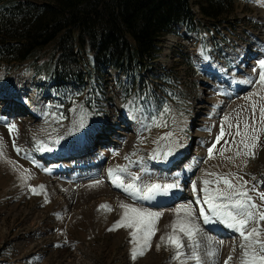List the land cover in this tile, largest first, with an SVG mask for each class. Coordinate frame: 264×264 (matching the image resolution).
Wrapping results in <instances>:
<instances>
[{
  "label": "rangeland",
  "instance_id": "374dc122",
  "mask_svg": "<svg viewBox=\"0 0 264 264\" xmlns=\"http://www.w3.org/2000/svg\"><path fill=\"white\" fill-rule=\"evenodd\" d=\"M194 1L197 9L202 11L205 1ZM248 15H256L258 20L261 19L259 17L264 18V0L237 3L229 16L232 21H237L242 18L246 20ZM204 18L206 20L200 24V30L195 34L175 29L167 35L161 42L162 52L154 62V66L140 73L137 80H134L133 76L112 72V70L106 71V74L93 71L91 80L87 81L85 86H64L49 81L47 71H43L41 76L46 81L39 83L40 79L32 74L28 64H0V82H6L5 87L12 88L13 96L17 99L6 105H0V112L4 110L2 112L4 117L11 120L8 123H15L18 127V131L10 132L7 123L0 121V144H2L0 264H181V261L183 264H195V261L191 259V249L188 247L184 248L186 255L181 257V261L173 259V249L170 247L161 245L160 249L156 250L160 236L171 231L170 226L176 219L175 209L181 204L189 203L190 200H183L184 197H182L183 201L166 209H151L163 213L156 225L157 231L152 238V247L144 257L132 261L131 230L120 228L109 231L108 229L120 219L123 211L119 208L121 202L136 207L141 205L128 197L120 198L119 192H115L117 194L115 198L113 197L115 206L112 211L105 213L97 209V200L92 199L98 191L109 187L105 180L100 177L90 179L85 176L77 178L76 181L70 178L63 183L60 177L49 175L52 168L47 162H41L43 159L39 156L40 153L52 155L60 151H72L88 140L93 141L94 147L98 146L91 152L92 147L87 149L92 154L89 156L91 158H84L85 161L86 159L95 160V154L103 146L105 151L103 156L108 161L112 159L114 169L117 166H126L130 172L141 176L140 169H134L136 166L134 164L138 159L144 160L146 170L149 171L147 176L143 177L144 183L155 182L158 174L165 173L166 176L173 178L184 169L199 168L202 163L199 162V155L205 152L207 154L205 164L200 169L202 177L215 181L216 177L209 176L208 173H216L220 176L235 173L242 176L248 181L249 195L254 201L260 202L259 196L264 194V133L260 134V141L254 149V158H236L234 156L236 147L232 143L233 139L237 142L240 140V137L235 136L237 122L241 129L245 121L250 124L252 122V101H256L257 104L264 103L259 95L252 96L251 100L247 99L251 93L259 91L256 83H246L247 80L255 82L259 79L257 63L259 59L253 62L247 75L238 79L237 83L241 90L233 99L234 101L231 99L234 106L229 108L231 103L229 96L222 91L221 85L216 83L214 75L210 74L206 64L222 55V47L227 43V37H231V28L234 26L227 22L217 29L211 26L210 19ZM245 22V25H248V22ZM256 25L259 26V24ZM254 27H256L255 22L251 20L248 29L255 30ZM202 49L211 57L209 61H204L200 55ZM85 57L90 60V55L86 54ZM260 59H264V54ZM15 102L19 104V107ZM27 106L40 118L30 116ZM166 107L170 111L165 112ZM219 107L222 109L216 114ZM123 113L126 115L124 121L117 122L119 117L124 118ZM225 115L229 117L227 121L224 120ZM256 119H259L258 109ZM161 122L166 126H157ZM222 123L225 136L220 143L216 144L213 157L209 159L208 149L216 143ZM230 124L231 128H229ZM134 125L141 136L131 152L127 148L133 134L127 132L131 135L127 138L120 136L126 133V128L129 129ZM19 133L21 137L18 136ZM168 133L172 134L170 139H162ZM18 142L35 161L17 154L14 145ZM175 143H179L180 147L175 148ZM169 147H173V155L184 151V156L173 170L170 168L164 171L166 168H159L154 164L164 159V153ZM221 149H225L223 156L220 155ZM144 150H149L151 153L142 154ZM241 151H243L242 146ZM124 152H127L129 159L126 160L122 155ZM154 153L160 155L153 162V159L149 157H153ZM172 156L167 157L166 160L171 159ZM230 156L233 157L234 162L226 159ZM84 159L80 160V164H85ZM243 159H247L246 167L241 163ZM155 171L156 175H154ZM42 175L45 181L43 180L39 185H44L45 189L39 192V185L35 183L40 182ZM24 176L30 178L25 180ZM253 176L255 180L252 179ZM128 178L126 175L125 180ZM96 180H101L103 183L90 187ZM193 182L197 186L198 180ZM74 186L84 187L89 194L72 191L71 187ZM220 186L223 187L222 184ZM30 187H36L39 194L34 195L29 190ZM54 189L61 195L58 196ZM71 192H76V196L70 195ZM68 206V210H60L67 209ZM39 212L44 213L45 224L40 223L44 217L35 218V213ZM67 223L74 231L71 240L81 242V245H76V252L66 249L70 240H60L67 238L65 233L60 238L57 235L58 232L44 237L46 230L49 233L51 227L56 228L58 224ZM18 229L24 231V239L16 232ZM59 243L63 246H52ZM185 243L187 244L186 240ZM219 249L221 254L223 248ZM198 251L204 264H207L205 250L200 247ZM39 255L45 256H40L38 260ZM238 259L239 250H236L230 264H238Z\"/></svg>",
  "mask_w": 264,
  "mask_h": 264
},
{
  "label": "trees",
  "instance_id": "16d2710c",
  "mask_svg": "<svg viewBox=\"0 0 264 264\" xmlns=\"http://www.w3.org/2000/svg\"><path fill=\"white\" fill-rule=\"evenodd\" d=\"M204 1L202 15L213 26L226 20L238 2ZM191 2L0 0V64H28L36 78L47 71L54 83L76 87L85 85L93 71L108 69L137 80L154 65L174 26L199 29Z\"/></svg>",
  "mask_w": 264,
  "mask_h": 264
},
{
  "label": "snow or ice",
  "instance_id": "6c2138e0",
  "mask_svg": "<svg viewBox=\"0 0 264 264\" xmlns=\"http://www.w3.org/2000/svg\"><path fill=\"white\" fill-rule=\"evenodd\" d=\"M204 61H209L211 57L205 54L204 50L200 51ZM259 66V79L255 82L247 80L246 83H256L259 86L258 92H253L247 99L251 100L252 96L259 95L260 100L264 101V59L257 61ZM255 71V69H254ZM6 82H0V105H6L13 99V89L5 87ZM259 110V119H256V112ZM165 112L170 111L167 107ZM252 122L251 124L245 121L241 129L239 122L236 124L235 136L240 137L237 142L233 139L232 143L236 147L234 156L239 157H255L254 149L260 141V134L264 133V103L257 104L256 101L251 103ZM0 118H4V114L0 113ZM229 117L225 115L224 120L227 121ZM155 122V121H154ZM166 126L161 122L157 126ZM9 131L16 129L15 123H7ZM232 125H229L231 128ZM91 131V130H90ZM171 133H168L162 139H170ZM225 136V128L223 123L220 126V134L216 137L214 143L208 149L209 159L213 157V150L216 144ZM59 141H57L58 143ZM225 143H228L225 141ZM15 146V145H14ZM241 146L243 151H241ZM175 148H179L180 144L175 143ZM51 151V149H47ZM173 147H169L164 153L165 159L173 155ZM225 149L220 150V155H224ZM20 149L17 147V153ZM0 154H2V144H0ZM134 155V153H133ZM160 154L154 153L153 159H156ZM129 159V157H125ZM228 160H233V157H226ZM241 163L246 167L247 159L241 160ZM239 167V165H237ZM27 172V170H25ZM122 173H127L126 166H117V168L108 170V177L111 183L116 188L121 189L127 196L136 201H155L157 197H166L173 189H179L178 181L173 183H144L141 178L133 173H127L128 180L122 177ZM209 176H215V181L204 179L203 184V199H197L195 204L206 205L207 209L200 207L198 210L194 208L193 203L181 204L175 209L176 219L171 224V231L165 235H161L159 243L156 244V250H159L161 245L173 249V259L181 261V257L185 256L184 248L191 249V259L195 264H204L199 248L201 247L198 237H204L206 240H211L206 236V231L201 227L203 225H222L224 228L236 233L240 238L239 249L240 255L238 264H264V194L259 196V203L253 200L249 195L247 189L248 181L244 180L242 176L235 173H227L223 176L216 173H208ZM25 180L29 176L23 177ZM255 180V176L252 177ZM103 181L96 180L90 187H95L102 184ZM215 184V187H211ZM223 185L221 187L220 185ZM39 192L44 191V185H39ZM254 187V186H253ZM34 195L39 194L36 187L29 189ZM192 191L196 193L197 186L192 184ZM100 209L111 211L112 208L108 204H101ZM122 214L120 219L108 230L116 231L120 228L131 230L132 250L130 253L131 260L137 261L142 258L152 247V238L156 235L157 222L163 216L160 211H152L145 207H136L132 204L121 202L119 204ZM187 241V244L185 243ZM219 243H223L222 241ZM59 247L60 245H56ZM233 253L236 249L233 248ZM220 249H211L207 251V255L215 259L219 255ZM233 260V255H229L224 261V264H229ZM183 264V261H181Z\"/></svg>",
  "mask_w": 264,
  "mask_h": 264
},
{
  "label": "bare ground",
  "instance_id": "6f19581e",
  "mask_svg": "<svg viewBox=\"0 0 264 264\" xmlns=\"http://www.w3.org/2000/svg\"><path fill=\"white\" fill-rule=\"evenodd\" d=\"M231 23H234V21L231 20ZM233 35H234V39H233L234 42L232 43V46L228 49L227 52H229V54H232V55H236V54L240 53V56H241V55H243L242 48H245V47H247L249 45V38L245 35L244 29L242 28V26H240L239 28H236V32ZM258 50H260V48ZM262 50H263V47H262ZM188 51H190V50H188ZM226 56H227V54H226ZM248 62H250V61L248 60ZM110 73L111 72H109V75L111 76ZM211 74L212 75H214V74L218 75V77H217L218 80L220 81L221 84H223V86H221V89L223 90L224 93H226L227 96H229L228 98H230L229 101L231 102L237 96L239 91L241 90L240 89V85L238 83H236V82H234L235 84L227 85V84H229L228 76L224 75V74H220V72L211 71ZM230 86H231V88H230ZM12 100L17 101L16 97H14V96H13ZM231 103H230V107L229 108L234 106V102L232 104ZM15 104H16L17 107H19L18 103L15 102ZM221 109L222 108L219 107L218 111H216L215 113L216 114L219 113L221 111ZM3 111L4 110H1L0 113H2ZM29 112L31 113L30 116H32L33 118H38L37 114H34L31 111H29ZM122 116L124 117V113L122 114ZM215 117L216 116H214V118ZM124 119L125 118L119 117L117 122H122ZM0 121L1 122L5 121V123H8V121L10 122L11 120H8L6 117H4V120H2V118H0ZM129 129H130V131H129ZM129 129L126 128V133L125 134H121L120 137H123V136L125 138L130 137L131 135H129L127 132H130V133L133 134V136L130 137V144H129V141H128V148H127L128 151L132 152V147L138 142V140H139L141 135H139L140 133H138V132H140V131L138 130L136 125H134L133 127H130ZM15 130L18 131V127L17 126H16ZM100 131L102 132V128L100 129ZM123 131H124V129L122 130V132ZM18 136H20V133H19ZM108 140H111V139L108 138ZM92 142H93L92 140H88V141L83 142L81 144V147L83 146L85 148L80 149V150L75 149V150H73L71 152H62V151H60V152H57L56 154H52V155H49L48 153H40L39 156L43 160H45L48 163V165H50V164L52 165V167H51L53 169L52 172H54V173H66V174L73 173L74 175H73L72 179L74 181L77 178L79 179V178L85 177V176L89 177L90 179L91 178L100 177L101 179L105 180L109 184V187L106 188V189H103V190L101 189L100 191H98V193L96 195L92 196V199H95V201L97 200L96 201V204L98 203L97 204V209H100L99 206L101 204H108V205L111 206V208H114V206H115V199H114L115 197L114 196L117 195V194H115V192L118 193V191H122V190L119 189V188H116L115 186H113V184L111 183L110 178L107 175L108 170L110 168L114 169L113 168L114 166L111 163L112 159H109V161H108V159L103 156V154L105 152L104 149H103V146L101 145L102 147H100L99 151L97 152V154H95V156H96L95 160L94 159L88 160L87 163L80 164V162H78V159L77 160L73 159V158H80L79 153L81 151H87V149H90L94 145ZM17 147H19V149L21 150V152H19V154H22L24 156L27 155L26 150L20 145L19 142L14 147L16 152H17ZM127 152H124L122 155L126 157L128 155V154H126ZM145 153H151V151L144 150L142 152V154H145ZM201 153H202V151H201ZM204 154H205V156H204ZM182 156H184V151L177 152L176 155H173L171 157V159H168V160H166L165 157H164V160L159 161V162H157L154 165L157 166V165H159L161 163L164 166H167V165L171 166L172 165V168L170 170H173L176 167V165L179 164L178 162L182 159ZM206 156H207V154L205 152L201 156L199 155V162H202L199 165V168H195V169H192V168L188 169L187 168V169H184L181 172H179L177 175H175V177H173V178L166 176L165 173L163 175L158 174L155 177L156 181L153 182V183H161V184H163V183H173V182H176V181L179 182L180 188L179 189H173L168 196L164 197L165 199H167V201L170 200V199L171 200H177V199H179L182 196V197H184L183 200H186V199L190 200V202L193 203V206H195V208L197 210L200 207H204L205 209H207L206 205L195 204V201L197 199H201V200L203 199V191H202L203 184H202V181L204 179H206V178L202 177V175L200 174V169H201L202 165L205 164ZM142 157H143V155H142ZM149 158L153 159L151 156ZM27 159H29L31 161L32 160L35 161L34 159H32L30 157H27ZM69 161H71L72 163L69 162ZM154 161L155 160L153 159V162ZM37 163H39V162H37ZM134 165H136L134 167V169H140L141 176H139V177L141 178V182H143V177L144 176L146 177L147 174L149 173V171L146 170L147 168L145 167L144 160L138 159V160H136V164H134ZM165 168H167V167H165ZM164 171H167V169L166 170L164 169ZM127 173H132V172H130L127 169ZM127 173H122L121 174L124 180H125V176L127 175ZM156 174H157V172L155 171L154 175H156ZM192 179L193 180H198L196 193H193V191H192V184L194 183ZM207 179H209V178H207ZM43 180L45 181V178L42 175V179L40 178V180H39L40 182H37L35 184H38V185L42 184ZM125 182H127V180H125ZM45 183H47V181ZM46 185H47V187L49 189L51 188L49 183H47ZM60 186H63V185H60ZM79 187L80 188L74 186V187H71V189H72V191H77L78 193H84L86 195L89 194V192L86 189H85L86 191L84 190V187H82V188H81V186H79ZM211 187H215V186L211 185ZM57 188H59V187H57ZM73 188H76L77 190H74ZM59 189H61V187ZM55 190L56 189H54V191ZM56 193L58 194V196L61 195L58 192H56ZM71 193L72 194H70V195H73V196L74 195L76 196V194H77L76 192L75 193L71 192ZM118 194L121 195L120 198L122 196H124L121 192H119ZM124 194H126V193H124ZM81 195H83V194H81ZM77 196L80 197V195H77ZM125 197H127V196H125ZM90 198H88V199H90ZM128 198L132 199L129 196H128ZM183 200H180V201H183ZM60 202L62 203V201H60ZM256 202L259 203L258 201H256ZM101 210H103V209H101ZM103 212L109 213V212H107V210H103ZM168 218H169V220H171L170 217H168ZM202 224L203 223L201 221V225ZM202 228L205 229L206 236H208V237L210 236V238H211V240L209 241V240L204 239V237H202V236L198 237V240L200 241V244H201V248L203 250H205V256L207 257L206 261H208L207 264H224V261L227 259V257L229 255H233V251H232L233 248H235L236 250H239V255H240V249H239L240 238L238 236L235 237L234 233L231 230L224 228L222 225H205V226L202 225ZM16 232L19 233V236H21L24 239V231H22L21 229H18V230H16ZM67 238H68V236H67ZM221 241L223 243H219ZM217 247L223 248V251L221 252V254H219L217 257H215V259H213L212 257H210V256H208L206 254L208 250L216 249ZM75 252H76V250H75ZM219 257H220V259H219ZM219 260H220V262H219ZM230 262H229V264H230Z\"/></svg>",
  "mask_w": 264,
  "mask_h": 264
},
{
  "label": "built area",
  "instance_id": "2783aa9c",
  "mask_svg": "<svg viewBox=\"0 0 264 264\" xmlns=\"http://www.w3.org/2000/svg\"><path fill=\"white\" fill-rule=\"evenodd\" d=\"M12 234L15 235L13 232H12ZM60 240L62 241L63 239H60Z\"/></svg>",
  "mask_w": 264,
  "mask_h": 264
}]
</instances>
